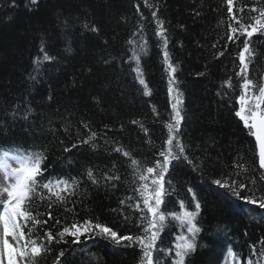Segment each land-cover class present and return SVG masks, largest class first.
<instances>
[{
    "label": "trees",
    "instance_id": "1",
    "mask_svg": "<svg viewBox=\"0 0 264 264\" xmlns=\"http://www.w3.org/2000/svg\"><path fill=\"white\" fill-rule=\"evenodd\" d=\"M261 4L264 0H236L234 11L243 16V23L251 24V17L258 13L250 9ZM240 6H244L243 13L236 11ZM153 11L164 22L168 50L177 68L174 87L181 94L180 108L185 116L182 140L194 164L202 169L193 171L187 162L175 169L170 166L165 187L175 191L165 198L172 202L168 209L178 211L181 199L190 202L187 187H193L203 201L198 218L203 231L196 253L189 257L191 264H222L229 249L241 264L249 258L256 264L264 248V209L257 203L246 205L255 209L254 213L239 212L224 196L215 194L224 190L210 185L212 179H227L235 172L237 161H247L255 172L233 179L250 186L255 179L256 187L264 190V180L260 179L264 170L259 168L255 138L234 114L239 109L238 96L243 93L236 72L240 70L244 37L228 40V25L234 21L229 18L226 0H39L37 5L30 0H0V147L43 150L46 175L79 182L67 204L72 208L74 202L75 214L66 212L65 205L59 203L49 208L46 192L43 200L31 201V210L39 219H47L48 211L54 217L47 225L36 226L33 238L45 229L51 228L55 234L63 225L89 217L99 218L120 234L140 231L133 223L139 213L120 203L128 196L141 199L134 192L138 181H133L130 160L112 149L118 142L141 162V167L162 160L158 152L167 137L165 123L172 114L176 94L170 97L168 93L169 72L162 42L155 35ZM86 23L95 25L99 32L85 29ZM134 33L137 41L143 42L141 35L149 41L147 53L141 56V68L150 96L143 95V87L130 71L135 61L127 41ZM252 41L255 55L246 54L247 74L259 84L264 81V35L256 34ZM42 44L56 59L43 62L37 71L34 61L43 57ZM220 51L225 54L217 59L215 54ZM229 77L232 88L224 84ZM26 111L30 115L25 120L21 117ZM133 120L140 121L143 129ZM85 123L98 133L95 149L79 144L90 135ZM73 143L79 147L65 152L64 148H71ZM89 169L97 184L88 180ZM107 175H119L120 179L109 181ZM146 183L151 190V178ZM246 193L247 189L241 194ZM122 212L129 215V222ZM56 219L62 224L56 225ZM169 224L157 241L165 248L183 231L171 218ZM31 226L29 221L25 233ZM66 239L71 241V237ZM46 247L50 251L36 258L38 264H56L61 249L67 264H138L140 255L137 247H115L100 237L81 245L53 243Z\"/></svg>",
    "mask_w": 264,
    "mask_h": 264
},
{
    "label": "snow or ice",
    "instance_id": "2",
    "mask_svg": "<svg viewBox=\"0 0 264 264\" xmlns=\"http://www.w3.org/2000/svg\"><path fill=\"white\" fill-rule=\"evenodd\" d=\"M32 5H37L39 0H30ZM227 12L229 18L234 21L229 24L228 40L235 42L240 36L244 37L243 47L239 52L240 70L236 72V76L240 77L242 83L240 84L243 93L238 96L239 109L235 111V116L238 117L244 127L249 130V134L255 137L256 144L259 149V168L264 170V81L259 84L255 83L248 77L249 61L247 57H253L255 52L252 49V37L256 34L264 35V4L259 7H251L250 11L258 13L257 16L251 17L254 23H243V16H237L234 8L236 7V0H226ZM139 12V7H137ZM236 11L243 13L244 6H240ZM152 17L156 22L155 35L159 41L162 42L163 58L167 65L169 72V87L168 93L171 97L175 92V99L171 105L172 114L170 119L165 123L167 129V137L164 140V146L159 150L158 156L161 159H155L150 165L141 167V162L133 158L130 151L126 150L123 146L119 145L113 147V151L120 153L127 157L133 168V181L137 183L134 192L137 193L141 199H135L134 196H128L120 203L122 206L132 209L133 213H139L135 217L134 226L140 231L138 233L120 234L106 223H103L99 218H85L82 221L75 220L71 224H65L58 231L53 234L51 228L42 231V234L33 238V231L36 226L47 225L49 220L54 217L51 211L46 213L47 219L41 220L38 218V213L31 210V201L34 198L43 200L45 192L50 201L49 208L53 203L65 205L66 212L74 213L75 204L73 202L72 208L67 207L69 203L68 198L74 196L75 189L79 186L76 179H62L59 176L52 178L46 175L47 168L44 166V161L47 159L43 150L41 151H28L26 149L17 148L12 146L10 148L0 147V229H2V237H0V264H19L17 257H19L23 264H38L37 257L44 255L50 251L49 247L53 243L56 244H73L81 245L86 243L87 240L100 237L113 244L115 247H137L139 249L138 264H191L189 257L194 255L197 251V240L200 233L203 231L200 225L199 217L202 212V199L199 193L194 191L193 187H187V193L190 194L191 200L185 201L181 199L178 201L179 210L169 211L168 206L171 201L166 202V197L174 192L175 189L165 187V176L169 174L170 166L173 169L179 165L187 162L192 165L193 171L202 170L199 164H194L193 159L188 154L187 145L182 140V123L185 116L182 114L180 105L183 103L181 94L178 88L174 85L177 83L176 72L177 68L170 57L168 50L169 38L166 35L164 22L157 18L156 12H152ZM238 25L239 27H237ZM83 27L91 32L98 33L99 29L95 25L84 24ZM144 31L143 27L140 28V33ZM130 37L127 43L132 46L131 60L135 61V66H130V71L135 73L134 79L143 87V95L150 96L149 85L144 78V73L141 68V56L148 51L149 41L141 35V41H137L135 37ZM215 48L216 45H213ZM40 51L43 53L42 58H37L34 63L37 66V71L43 62H52L56 58L50 56L45 50L43 44ZM70 51V49H65ZM224 51L216 53V58L223 56ZM247 54V57H246ZM203 75V73H200ZM228 88H232L231 77L224 82ZM253 101L254 103H250ZM153 112H156L153 106ZM159 115L158 113H156ZM12 118L15 119V113H12ZM30 112H25L21 117L27 119ZM133 124H140V121L133 120ZM84 127L89 129L90 135L87 139H81L79 144L90 145L95 149L98 133L92 131L88 124ZM108 127L107 125L105 126ZM143 129V125L140 124ZM105 143H109L105 139ZM151 143V141H149ZM79 145L73 143L71 148L65 147V152H70L72 149L78 148ZM115 167V165H113ZM233 168L235 172L230 173L228 178L224 177L214 178L211 180L210 185L218 189L224 190L223 192L215 193L217 196H224L226 200L231 203L239 212L254 213L255 209L248 208L246 205L259 204L260 209H264V190L256 187L257 181L251 180V186L245 183L244 180L233 179V176H241L242 174L255 172V168L247 161H237ZM87 178L93 184H97V179L93 176V171H87ZM151 178V190L146 183ZM106 180L114 181L119 180V175H107ZM260 179L264 180V172L260 173ZM170 184V181L168 182ZM115 185H113L114 187ZM211 186L209 191H211ZM247 189V193H241ZM43 190V191H42ZM257 191H261V195L257 196ZM61 193H64L63 195ZM6 195V200L3 198ZM55 197V200L52 199ZM131 201V203H129ZM27 205V206H26ZM162 205L164 206L162 210ZM115 211V210H113ZM125 222H129V215L121 213ZM169 218L171 221L178 222V225L184 231H181L176 236V241L170 247L165 248L163 242L159 244L157 241L160 239L161 233L166 227H169ZM23 221V226L21 224ZM31 221V227L28 228L27 233L24 227ZM56 225H61L62 221L55 220ZM9 237L16 242L14 247ZM71 237V241L66 239ZM84 237V240H81ZM21 241H24L21 244ZM40 241V242H38ZM253 255H257L255 245L252 246ZM74 252L75 249H72ZM229 255L235 256L229 249ZM164 257L162 259L161 257ZM259 264L260 260H264V248L259 251ZM65 250H59L56 256V264H67L65 259ZM246 264H254L253 260L249 258Z\"/></svg>",
    "mask_w": 264,
    "mask_h": 264
},
{
    "label": "rangeland",
    "instance_id": "3",
    "mask_svg": "<svg viewBox=\"0 0 264 264\" xmlns=\"http://www.w3.org/2000/svg\"><path fill=\"white\" fill-rule=\"evenodd\" d=\"M250 103H254V102H253V101H250ZM3 198L6 200V195H5ZM183 231H184V230H183ZM0 237H2V229H0ZM9 241H10V243H11L14 247L16 246L14 240H12L11 237H9ZM17 259H18L19 264H22L21 259H20L19 257H17ZM232 261H233V260H232ZM232 261H230L229 259L226 258V262H225V264H236L234 261H233V262H232Z\"/></svg>",
    "mask_w": 264,
    "mask_h": 264
},
{
    "label": "bare ground",
    "instance_id": "4",
    "mask_svg": "<svg viewBox=\"0 0 264 264\" xmlns=\"http://www.w3.org/2000/svg\"><path fill=\"white\" fill-rule=\"evenodd\" d=\"M236 119H238L237 117H235Z\"/></svg>",
    "mask_w": 264,
    "mask_h": 264
}]
</instances>
